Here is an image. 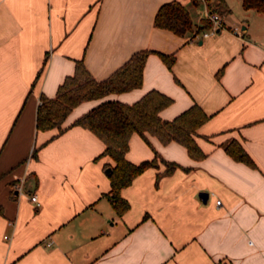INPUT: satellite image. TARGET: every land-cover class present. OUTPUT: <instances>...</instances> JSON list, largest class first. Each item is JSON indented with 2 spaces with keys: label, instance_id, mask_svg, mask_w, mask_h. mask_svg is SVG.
<instances>
[{
  "label": "crops",
  "instance_id": "obj_1",
  "mask_svg": "<svg viewBox=\"0 0 264 264\" xmlns=\"http://www.w3.org/2000/svg\"><path fill=\"white\" fill-rule=\"evenodd\" d=\"M170 1L195 24L208 18L203 0H0V264H264V14L225 0L231 12L214 35L181 37L153 25ZM143 50L139 88L80 103L60 134L36 130L40 97L53 98L77 61L100 81ZM156 53L174 55L170 69ZM150 90L172 99L163 120L194 104L208 115L195 135L205 157L132 134L128 161L156 153L178 168L165 174L158 161L135 177L120 191L129 209L119 217L105 196L113 160L72 124ZM231 139L255 168L225 153Z\"/></svg>",
  "mask_w": 264,
  "mask_h": 264
},
{
  "label": "trees",
  "instance_id": "obj_2",
  "mask_svg": "<svg viewBox=\"0 0 264 264\" xmlns=\"http://www.w3.org/2000/svg\"><path fill=\"white\" fill-rule=\"evenodd\" d=\"M197 5L201 0H190ZM209 13L225 17L231 10L225 0H203ZM244 10H254L264 14V0H241ZM153 25L168 30L178 36L194 37L207 30L212 23L208 18L195 24L187 7L178 1L163 3L157 10ZM150 51L143 50L133 53L130 58L107 78L96 80L86 69L81 60L75 64L72 75L66 76L58 86L53 98L40 97L36 109L35 127L37 131L56 128L58 134L64 129L61 124L73 108L82 102L100 99L111 93H122L139 88L142 84L143 67ZM161 61L171 68L175 57L156 53ZM172 99L156 90H150L132 104L118 101H103L78 117L72 125L91 131L105 146L102 155L110 157L114 164L107 176L110 190L105 196L109 199L117 216H122L129 203L120 196L121 189L129 186L133 179L148 168L157 167L158 161L163 163L165 174H171L178 165L164 161L158 154L150 161L132 163L127 160L129 140L136 133L147 140L146 133L154 136L166 145L176 142L182 145L193 160H201L205 154L195 141L197 129L208 120V115L194 104L171 120H163L159 112L167 107ZM223 150L233 160L243 162L255 168L254 162L243 149L239 141L231 139L223 144ZM0 215L2 208L0 207Z\"/></svg>",
  "mask_w": 264,
  "mask_h": 264
},
{
  "label": "built area",
  "instance_id": "obj_3",
  "mask_svg": "<svg viewBox=\"0 0 264 264\" xmlns=\"http://www.w3.org/2000/svg\"><path fill=\"white\" fill-rule=\"evenodd\" d=\"M208 18L211 21L212 25H211L210 28H208L207 30H205V31H203V32L200 33V36L201 37H208V36L214 35L215 32H216V29L223 26L222 17H220L218 14L209 13L208 14ZM235 32L238 35L241 34L240 29H236ZM30 200L32 202H37V198H36L35 195H32L30 197ZM219 204H220V200H216V205L218 206Z\"/></svg>",
  "mask_w": 264,
  "mask_h": 264
},
{
  "label": "water",
  "instance_id": "obj_4",
  "mask_svg": "<svg viewBox=\"0 0 264 264\" xmlns=\"http://www.w3.org/2000/svg\"><path fill=\"white\" fill-rule=\"evenodd\" d=\"M110 168H107L106 170H105V172L106 173H109L110 172ZM198 196H199V198L201 199V201L203 202V203H206L207 202V199H208V193L207 192H200L199 194H198Z\"/></svg>",
  "mask_w": 264,
  "mask_h": 264
}]
</instances>
